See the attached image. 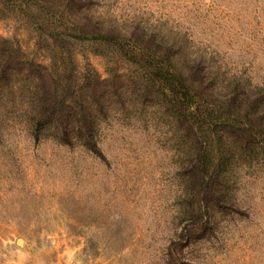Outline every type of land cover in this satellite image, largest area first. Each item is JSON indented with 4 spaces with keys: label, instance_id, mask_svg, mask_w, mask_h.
Segmentation results:
<instances>
[{
    "label": "rangeland",
    "instance_id": "rangeland-1",
    "mask_svg": "<svg viewBox=\"0 0 264 264\" xmlns=\"http://www.w3.org/2000/svg\"><path fill=\"white\" fill-rule=\"evenodd\" d=\"M84 25L178 45L217 77L214 98L248 101L254 122L240 127L252 142L214 136L206 162L220 168L203 189L187 174L181 121L156 95L111 108L102 156L4 118L0 264H264V0H0V38L28 57L55 74H124L130 84L134 64L83 36ZM228 79L237 86L222 89Z\"/></svg>",
    "mask_w": 264,
    "mask_h": 264
},
{
    "label": "trees",
    "instance_id": "trees-1",
    "mask_svg": "<svg viewBox=\"0 0 264 264\" xmlns=\"http://www.w3.org/2000/svg\"><path fill=\"white\" fill-rule=\"evenodd\" d=\"M80 28L82 35L94 39L96 45L112 47L109 53L134 64L137 75L131 83H125L124 74L108 79L92 70L82 79L67 76L65 70L55 74L10 40L0 38V122L7 117L20 118L37 140L48 137L67 146L78 144L102 156L98 135L111 108L126 105L128 94L156 95L170 109L169 115L181 121L189 146L187 174L193 184L203 189L209 188L210 179L220 168V159L214 164L206 162L207 150H216L214 136L225 138V133L246 139L247 145L252 142V129L240 127L254 122L253 118L248 121V101L244 102L237 92L229 103L214 98L220 88L217 77L210 75L196 59L182 56L178 45L160 47L155 38L143 39L134 32L127 36L85 25ZM61 45L65 47L64 42ZM73 58L71 54L67 59L76 69ZM62 63L67 64L66 58H62ZM225 83L222 89L237 86L232 79ZM206 96L213 98L211 104L203 102ZM226 106L230 107L228 114L234 110L233 119L229 116L223 120ZM223 123L230 124L228 128L232 129L221 128Z\"/></svg>",
    "mask_w": 264,
    "mask_h": 264
}]
</instances>
